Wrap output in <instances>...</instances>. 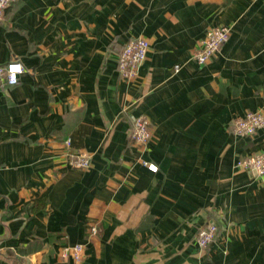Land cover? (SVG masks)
Instances as JSON below:
<instances>
[{"label":"crops","instance_id":"1","mask_svg":"<svg viewBox=\"0 0 264 264\" xmlns=\"http://www.w3.org/2000/svg\"><path fill=\"white\" fill-rule=\"evenodd\" d=\"M218 25L227 41L197 64ZM136 37L147 55L123 79ZM9 61L23 71L0 87V264H264V175L236 166L264 150V126L230 128L264 112V0H17L0 22ZM81 151L90 165L71 167ZM77 243L79 262L62 254Z\"/></svg>","mask_w":264,"mask_h":264},{"label":"built area","instance_id":"2","mask_svg":"<svg viewBox=\"0 0 264 264\" xmlns=\"http://www.w3.org/2000/svg\"><path fill=\"white\" fill-rule=\"evenodd\" d=\"M17 0H0V22L3 19L6 9L11 7ZM230 27L218 25L206 30L205 38L200 47L194 52L193 60L197 64L206 63L215 55L220 47L227 41ZM149 43L143 37L132 38L127 41L118 53L117 70L123 79H131L137 75L138 69L146 58ZM175 70L178 65H175ZM23 71L22 65L18 61H9L0 64V87L17 83L19 74ZM264 126L263 111H247L242 116L234 119L230 125L231 131L238 137H250L258 129ZM130 138L134 144L144 147L151 137L150 123L144 115H136L133 118L130 128ZM68 164L74 168H87L90 165V156L87 152L70 153ZM236 166L255 177L264 175V150L238 159ZM150 167L154 168L152 165ZM91 233L96 232V227L92 226ZM218 228L214 223H209L202 227L196 236L197 243L205 248L216 240ZM84 245L77 243L67 246L62 252L63 256L71 257L75 262L83 258Z\"/></svg>","mask_w":264,"mask_h":264}]
</instances>
